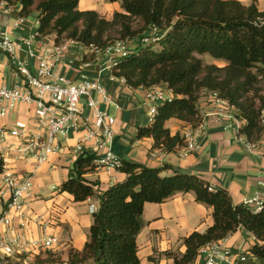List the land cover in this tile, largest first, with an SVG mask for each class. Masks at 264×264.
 <instances>
[{
	"label": "trees",
	"instance_id": "trees-1",
	"mask_svg": "<svg viewBox=\"0 0 264 264\" xmlns=\"http://www.w3.org/2000/svg\"><path fill=\"white\" fill-rule=\"evenodd\" d=\"M21 6L19 15L37 11L40 36L55 35L56 43L73 39L103 48L117 40L138 38L133 52L111 70L133 88L165 85L173 97L158 105L150 125L139 127L137 138L153 137L154 145L167 152L183 143L180 133L171 134L166 122L176 118L195 126L202 116L198 101L202 93H218L238 110L245 122L242 133L258 141L264 137V10L255 2L239 0H122L121 11L107 19L95 10H80L79 0H0ZM145 37L153 38L143 44ZM224 63H204V56ZM95 155H80L60 190L76 202L97 196L89 241L81 252L70 253V264L89 259L98 264H141L138 235L144 227L146 203H163L177 193L193 192L196 200L213 210L214 222L205 231H193L183 238V252H167L173 260L152 264H196L199 249L225 239L239 228L255 236L258 243L250 253L264 261V206L254 211L234 203L228 191L211 189V183L197 175L123 161L125 178L104 191L98 181L85 175L97 167ZM170 168H173L172 166ZM38 256L37 264L55 262L51 251Z\"/></svg>",
	"mask_w": 264,
	"mask_h": 264
},
{
	"label": "crops",
	"instance_id": "crops-1",
	"mask_svg": "<svg viewBox=\"0 0 264 264\" xmlns=\"http://www.w3.org/2000/svg\"><path fill=\"white\" fill-rule=\"evenodd\" d=\"M249 5L255 2L260 10H264V0H239ZM122 0H79L80 10H95L107 19H111L116 11H121ZM8 6L10 10L7 11ZM21 6L0 4V31H5L9 37L17 42L18 56L23 59L35 73L37 68L36 56H46L53 60V70L56 75H61L75 82L80 81L85 75L91 80H98L106 89L110 102H105L103 97L93 91L92 95L99 101L101 109L107 110L115 117L114 150L124 161L142 163L150 167L163 168L162 175H171L174 170L197 175L211 183L213 188L221 187L228 191L234 203H243L244 199L251 198L259 189V181L264 168L262 151L248 150L235 133L225 127V118L216 114L217 108L212 103L211 96L202 93L198 101V108L204 118V134L199 140V149L187 157L181 155L183 143L167 152L154 145L153 137L137 138L139 127L150 125L149 107L146 104L147 88L133 89L119 77L112 79L110 64L119 60L116 56H109L103 52H89L78 41L69 42L70 39L60 41L66 43L68 48L58 57H52L54 47L59 44L55 41V35L36 37L30 44L23 39L37 31L38 12L25 17L20 26H16L19 20ZM136 41H132L130 48L136 47ZM32 51L36 56H30ZM208 56V55H207ZM212 58V57H211ZM215 61H219L214 59ZM221 62V61H219ZM223 63V62H222ZM224 65V63H223ZM23 78L17 74L11 63L10 57L0 51V86L12 87L22 85ZM164 89V97H173L172 91L165 85H157ZM164 101H158L157 105ZM119 106V107H118ZM82 116L91 118V111L84 98L81 102ZM14 117V121H12ZM245 124V123H244ZM171 134L180 133L181 136L192 126L185 121L171 118L166 122ZM18 127L31 133L44 135L45 132L37 126L34 113V104L17 103L10 109L7 117L0 119V128ZM84 126L72 132L67 138H59L62 150L52 154L48 162L35 169L33 160H17L11 162V167L17 174L33 173V187L27 209L28 218L26 228H20V221L15 220L13 228L6 232L2 227L1 232L10 238L22 235L20 241L40 239L47 235H56L60 243L53 253L59 260L70 259L72 251L81 252L89 241V230L93 223V213L90 212V204L97 208L99 199L97 196L76 202L74 196L60 190L61 184L69 177L74 162L80 156L76 152V145L80 137L84 135ZM89 145L84 143V147ZM173 168H170V167ZM52 176L58 185L53 188L55 196H42L41 189L49 185L44 181ZM85 177L90 181H98L100 191L122 181L125 175L122 171L108 170L103 167H95L86 173ZM3 203L0 200V215L3 212ZM56 209L54 219L45 220L43 225L37 221V215ZM45 215V214H44ZM144 227L138 235V256L141 264H152L151 259L160 263L172 262L167 252H183V238L193 231H205L214 222L213 210L206 204L196 200L193 192L177 193L163 203H146L143 212ZM226 248L239 255H246L242 260L239 256H231L232 264H264L260 258L250 253V248L258 243L253 234L244 228H239L222 240ZM33 250V249H32ZM38 255L45 258L43 251L34 249L32 256ZM197 259L196 264H201ZM85 264H92L89 259ZM221 264H228L222 262Z\"/></svg>",
	"mask_w": 264,
	"mask_h": 264
},
{
	"label": "built area",
	"instance_id": "built-area-1",
	"mask_svg": "<svg viewBox=\"0 0 264 264\" xmlns=\"http://www.w3.org/2000/svg\"><path fill=\"white\" fill-rule=\"evenodd\" d=\"M0 4L8 5L5 1ZM9 10L10 6L7 11ZM24 19L25 17H20L16 26H20ZM39 36L40 34L36 31L23 41L30 44ZM151 40L154 39L145 37L141 43L146 44ZM128 41L117 40L103 48L93 44H81L89 52H103L111 57L116 56L120 60L128 57L134 50L130 48ZM69 42L75 43L76 40L70 39ZM67 48L66 43H59L50 55L58 57ZM18 49L17 42L13 41L5 31H0V51L10 57L17 74L24 81L22 85L0 86V119L7 117L10 109L17 103L34 104L37 126L45 134L31 133L18 127L0 128V200L4 206L0 215V264H37V256H32V251L38 249L43 252H53L60 243V238L56 235H47L40 239L22 242L20 241L22 235L10 238L1 232V228L5 227V233H8L13 228L16 219L20 221V228H26L27 209L33 187L35 171L22 175L17 174L11 167V162L33 160L36 164L35 169H37L40 165L48 162L52 154L61 152L62 146L59 138H67L81 126H84L85 129L84 135L80 137V141L76 145L75 150L78 154H94L96 165L108 170L121 171L123 160L116 154L113 147L115 117L110 115L107 110L101 109L99 101L92 95L95 91L103 97L105 102H110L111 99L104 86L98 80H91L85 75L80 81L75 82L64 76L56 75L52 59L44 55L36 56L30 51V56L37 58V68L33 73L28 64L18 56ZM119 60L111 63L109 68L112 69ZM114 78L116 76L112 74V79ZM120 79L125 82L124 78ZM147 89L149 91L146 96V104L149 107V121L152 123L158 111L157 102L165 101L164 89L155 86ZM210 96L212 103L217 108L216 114L225 118V127L232 130L248 150L262 151L264 158V137L258 141L247 139L241 131L245 122L239 118L238 110L222 99L218 93H211ZM84 98L91 111V118L82 116L81 102ZM261 122L264 125V110ZM204 126L205 122L202 117L199 124L192 125L184 133L181 151L183 157H187L199 149V140L204 134ZM84 143L89 146L85 148ZM243 203L256 212L264 206V168L259 181V189L251 198L244 199ZM89 209L93 213L97 206L92 203ZM36 219L43 225L46 223L44 214L37 215ZM222 240L208 243L199 249L198 258L201 259V264H221L222 262L232 264L230 257L234 255L239 256L242 260L246 259V255H239L226 248ZM42 264H70V262L69 260H57ZM92 264L98 263L93 262Z\"/></svg>",
	"mask_w": 264,
	"mask_h": 264
},
{
	"label": "rangeland",
	"instance_id": "rangeland-1",
	"mask_svg": "<svg viewBox=\"0 0 264 264\" xmlns=\"http://www.w3.org/2000/svg\"><path fill=\"white\" fill-rule=\"evenodd\" d=\"M130 41V42H129ZM128 41V43L130 44V46H131V44H132V41H133V39H130ZM134 41H136L135 42V44H138V43H140L139 41H138V38H134ZM203 60H204V63H214V64H216V65H219V66H223V63L222 62H219V61H215L213 58H211L210 56H204V58H203ZM14 117H12V121H14ZM50 182L49 183V185H44V188H42L41 189V195L42 196H55L56 195V192L57 191H54L53 190V188L55 187V186H57L58 184L57 183H55V181L53 180V178H52V176H49L45 181H44V183H46V182ZM45 214V216H46V218L48 219H54V217L56 216V209H52V210H50L49 212H47V213H44Z\"/></svg>",
	"mask_w": 264,
	"mask_h": 264
}]
</instances>
